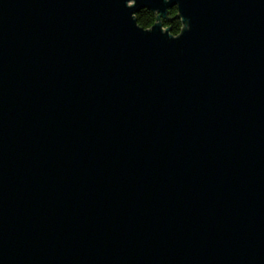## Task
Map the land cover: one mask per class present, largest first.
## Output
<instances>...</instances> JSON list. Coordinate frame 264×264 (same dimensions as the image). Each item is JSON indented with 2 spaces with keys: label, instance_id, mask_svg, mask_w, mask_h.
Masks as SVG:
<instances>
[{
  "label": "water",
  "instance_id": "water-1",
  "mask_svg": "<svg viewBox=\"0 0 264 264\" xmlns=\"http://www.w3.org/2000/svg\"><path fill=\"white\" fill-rule=\"evenodd\" d=\"M0 264H264V0H0Z\"/></svg>",
  "mask_w": 264,
  "mask_h": 264
},
{
  "label": "trees",
  "instance_id": "trees-1",
  "mask_svg": "<svg viewBox=\"0 0 264 264\" xmlns=\"http://www.w3.org/2000/svg\"><path fill=\"white\" fill-rule=\"evenodd\" d=\"M135 18L138 25L144 29L151 28L157 22H161L164 28H170L173 35H179L184 29V24L179 17L177 6L170 8L165 18L148 8L139 10L135 14Z\"/></svg>",
  "mask_w": 264,
  "mask_h": 264
}]
</instances>
